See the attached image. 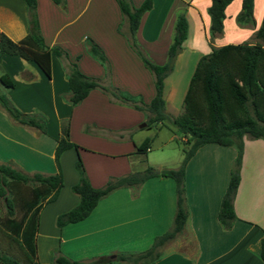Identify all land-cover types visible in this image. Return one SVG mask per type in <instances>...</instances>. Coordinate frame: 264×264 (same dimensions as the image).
Wrapping results in <instances>:
<instances>
[{
  "label": "crops",
  "instance_id": "1",
  "mask_svg": "<svg viewBox=\"0 0 264 264\" xmlns=\"http://www.w3.org/2000/svg\"><path fill=\"white\" fill-rule=\"evenodd\" d=\"M35 1L44 43L58 46L65 55L51 53L49 76L30 59L18 54L0 55V72L5 71L14 83L11 87L5 86L6 96L19 110L40 113L45 125L41 131L18 124L0 107V162L25 173L55 172L54 147L60 126L65 122L68 139L76 144L59 153L62 185L56 197L43 202L38 209L35 259L46 263L61 253L70 259L86 261L114 258L117 252L141 251L155 235L171 226L175 193L174 182L169 177L150 176L136 184L115 187L102 195L84 218L61 226L55 222L59 212L78 200V195L70 189L78 178L74 167L77 156L94 187L103 185L112 176L147 166L146 158L144 163L136 165L143 156L136 152V145L145 135L135 131L145 125V113L108 97L97 87L89 89L76 104H70L65 71L67 62L74 61L82 73L104 77L101 64L86 50L84 40L90 37L99 47L108 49L103 50L112 64L106 80L110 86L131 95L141 94L146 103L154 93L153 77L142 61L132 57L134 51L126 41L127 32L118 30L123 18L115 2L93 1L92 12L87 16L85 12L91 0H64L63 5L52 0ZM130 2L137 6L141 0ZM240 3L241 0H230L225 5L222 32L210 40L206 12L209 0H151L150 7L139 17L135 41L153 56V62L162 63L171 41L176 12L183 9L186 37L175 54L171 71L188 70V82L196 60L211 44L246 40L258 27L264 10L262 0L258 4L252 0V25L236 22ZM0 30L13 40L26 34L24 0H0ZM242 140L239 179L232 199L236 217L230 227L224 228L219 223L216 211L228 180L230 160L236 151L232 145L204 143L195 149L184 166L187 210L184 224L171 239L157 247L159 257L151 264H264L258 253L259 239L264 234V142L245 135ZM250 145L260 149L262 157L256 163L263 171L252 168L249 175H243L246 148ZM99 264L139 263L110 260Z\"/></svg>",
  "mask_w": 264,
  "mask_h": 264
},
{
  "label": "trees",
  "instance_id": "2",
  "mask_svg": "<svg viewBox=\"0 0 264 264\" xmlns=\"http://www.w3.org/2000/svg\"><path fill=\"white\" fill-rule=\"evenodd\" d=\"M63 5L64 0H52ZM126 22V38L136 51L146 68L153 74L154 93L148 102L136 101L135 96L110 85H104L98 79L82 73L74 61L66 64V81L70 104H76L89 89L99 87L115 99L137 109L144 110L145 124L163 123L168 119L183 135L187 147L176 167L153 168L150 165L119 176H112L98 187L90 184L80 158L77 156L74 166L78 172L76 182L70 189L78 195L77 202L70 208L59 212L55 217L58 226L84 218L94 207L97 200L115 187L136 184L150 176L170 177L174 182L175 208L171 226L153 237L150 245L137 252H117L114 258L97 257L90 260L70 259L58 253L50 262L42 263L35 259L34 233L37 226V212L43 202L53 200L62 185V176L58 165L59 153L76 144L68 139L67 122L60 126V135L54 147L56 171L43 174L37 171L22 172L8 163L0 162V200L5 206L7 217L2 221L5 235L14 240L22 249V259L0 251V264H99L103 261H123L126 263L151 264L159 257L157 247L171 239L183 226L187 210L184 204L183 177L186 160L195 149L204 143L232 145L235 148L233 166L221 195L216 211L219 223L228 228L235 219L232 199L238 184V169L242 154L243 136L264 139V10L254 36L258 41L226 42L210 45L209 50L201 54L195 62L182 96V110L169 118L164 111L162 96L163 77L172 69L175 54L186 37L187 21L184 10L176 12L171 41L166 49V58L155 63L143 54L135 41L134 32L139 17L148 9L151 0H141L133 6L130 0H115ZM230 0H209L206 12L209 17L208 35L211 40L222 32L224 7ZM28 30L18 40H13L0 30V55L18 54L34 61L42 71L50 75V55H65L58 46H48L40 33L36 14V1L24 0ZM239 25L253 24L252 0H241L240 9L235 15ZM118 30L119 27H118ZM86 50L99 63L105 64L106 58L101 48L90 37L85 40ZM0 83L13 86V80L5 72H0ZM109 89V90H108ZM0 107L16 123L45 130L44 117L40 113H28L19 110L8 97L0 93ZM150 137L145 136L137 145L136 152L144 153L149 146ZM29 184L28 194L21 198L22 213L13 216L15 199L13 184ZM258 253L264 261V234L259 239Z\"/></svg>",
  "mask_w": 264,
  "mask_h": 264
},
{
  "label": "rangeland",
  "instance_id": "3",
  "mask_svg": "<svg viewBox=\"0 0 264 264\" xmlns=\"http://www.w3.org/2000/svg\"><path fill=\"white\" fill-rule=\"evenodd\" d=\"M93 1H95V0L90 1V5L85 12V14H87V16H90L89 13L93 7V5H92ZM111 1L113 3L114 2L116 3L115 0H111ZM256 1L258 4L259 0H256ZM262 3H264V0H262ZM244 25H252V24L247 23ZM118 27L120 30H123V32L125 33V31L127 29H126V22L124 19H122V21L118 25ZM126 41H128V39ZM242 41L254 42V41H258V39L254 36V33H253L246 40H242ZM229 42H231V40H229ZM261 42L264 45V40H262ZM102 47L105 51L108 50L103 45H102ZM129 47L131 50H133L130 45H129ZM139 48L141 49V51L143 52L144 55H146L150 60L153 61L154 58L152 55L145 53L144 50L142 49V47H139ZM103 49L101 48V50H103ZM104 50H103V53H104V56L106 58V62H105V64L100 63L102 68H103V74H104L103 78L104 79L102 77H94V78L98 79L99 82H101L102 84L107 86L109 84H108V82H106V80L109 79L108 77L110 75V70H111L110 67L112 64H111V60H110L109 55H107L104 52ZM132 57L138 62L142 61L140 55L136 51H134ZM113 58H111V59H113ZM156 63H158V62H156ZM171 70L164 77V88H163V95H164V98L166 100V103L164 105V111L169 116V118L178 114L182 110V105H181L182 104V96H183V91H184L186 84H187V73H188L187 72L188 70H184V71L179 70V69H174L173 71H171ZM148 71H149V69H148ZM150 74H151V77H153V74L151 71H150ZM91 77H93V76H91ZM97 88H99V87H97ZM5 90H6L5 86L0 83V93L5 94V92H4ZM101 90L104 91L108 95V97L111 96L108 93V91H105L103 89H101ZM134 96H135L136 101L139 100V101L143 102V98H142L141 94L134 95ZM139 110H141V109H139ZM141 112L145 113L144 110H141ZM139 123H141V122H139ZM135 132L140 133L141 135H145V136L150 137L149 146H148L147 150L144 152L146 155L144 156V153L139 152L141 154V156L143 155L142 156L143 162L142 161L137 162V160L134 159V161L137 162V163L135 162L137 166H139L140 163H144L145 158H146V164L150 165L156 169L157 168H163V167H176L179 164V162L182 158V155H183V147H187V143L185 142L183 135L180 136L181 133L175 129L174 125L168 119H165L163 123L157 122V123L145 124L144 126H140V127L136 128ZM257 138L259 141L264 142L263 138H260V137H257ZM251 146L252 145L248 146L247 147L248 149L246 148L247 153H246V157H245V161H244L245 167L243 168V170H244L242 172L243 175H247V174L249 175V173L251 172L250 170L252 168L263 171L262 170L263 167L259 163H256V161L262 157V153L258 147L255 148V147H251ZM226 150H228V149H226ZM234 150H235V148H234ZM221 158H222V156H221ZM233 158L230 160V169L233 166ZM239 169H240V165H239ZM239 169H238V174H239ZM136 170H139V169H136ZM13 188H14V197L17 196L15 199V207H14L13 216L15 218H18L19 215L22 213V208L20 207V201H21V198H23L25 195L28 194L29 184L18 182L15 185L13 184ZM183 188H184V186H183ZM184 190H183V193H184ZM185 198H186V196L184 195V204H186ZM185 207H186V205H185ZM6 217H7V214L5 211V206L2 203V201L0 200V251L6 252V254H8V255H14L17 258L22 259V257H23L22 249L19 248V246L16 244V242L14 240L10 239L8 236L5 235L6 228L1 223L4 220V218H6Z\"/></svg>",
  "mask_w": 264,
  "mask_h": 264
},
{
  "label": "water",
  "instance_id": "4",
  "mask_svg": "<svg viewBox=\"0 0 264 264\" xmlns=\"http://www.w3.org/2000/svg\"><path fill=\"white\" fill-rule=\"evenodd\" d=\"M144 124V122H142Z\"/></svg>",
  "mask_w": 264,
  "mask_h": 264
}]
</instances>
